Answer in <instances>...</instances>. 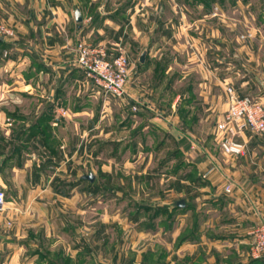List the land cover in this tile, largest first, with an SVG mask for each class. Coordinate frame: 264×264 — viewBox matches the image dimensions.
Listing matches in <instances>:
<instances>
[{
	"label": "rangeland",
	"instance_id": "obj_1",
	"mask_svg": "<svg viewBox=\"0 0 264 264\" xmlns=\"http://www.w3.org/2000/svg\"><path fill=\"white\" fill-rule=\"evenodd\" d=\"M44 1L40 9L27 4L19 10L61 16L67 33L81 25L82 37L91 32L88 42L102 43L113 54L124 52L139 94L132 100L96 86L97 157L83 152L79 161L67 152L66 166L42 169L43 180L34 177L21 191L13 184L4 187L0 264H161L172 252L176 231L183 229L177 241L187 239L186 233L202 225V211L217 218L224 210L219 202L236 190L233 184L231 194L225 191V184L233 183L230 177L213 175L231 156L220 148L216 124L228 107V85L264 99V0ZM1 10L0 20L7 23ZM145 48L149 53L141 63ZM159 83L167 89H154ZM171 97L178 98L173 110L158 103ZM167 112L176 124L171 130L160 117ZM127 113L129 119L144 115L147 127L121 131ZM177 145L185 151L175 150ZM54 172L67 179L62 201L51 195L57 188L47 178ZM90 172L94 180L80 179ZM182 199L185 207L178 206ZM32 240L37 245L28 246Z\"/></svg>",
	"mask_w": 264,
	"mask_h": 264
},
{
	"label": "crops",
	"instance_id": "obj_2",
	"mask_svg": "<svg viewBox=\"0 0 264 264\" xmlns=\"http://www.w3.org/2000/svg\"><path fill=\"white\" fill-rule=\"evenodd\" d=\"M27 4L40 9L46 2L0 0V9L6 13L7 24L17 28L11 39H5L6 47L0 46V187L7 188L13 184L19 191L22 184L33 182L34 177L43 180L42 169L58 167V164L66 166L67 152L72 156L77 154L79 161L84 156L83 152L95 159L99 142L97 87L76 61L77 42L80 39L90 41L91 32L82 37L83 27L80 25L77 32L67 33L60 21L61 16L50 18L47 13L42 17L39 12L36 16H27L19 10ZM42 18L46 21H37ZM200 19L204 34L203 19ZM193 39L196 38L189 37L191 43ZM4 49H8L6 57L2 56ZM133 83L128 81L126 95L137 100L139 93ZM160 83L154 89L166 90ZM165 99L159 98L158 103L173 110L178 98L173 100L171 97L168 102ZM128 113L120 119L121 131L132 132L137 128L140 132L147 127L144 115L137 113V117L129 119ZM160 117L171 125L168 127L170 130L176 126L168 112ZM159 128L163 130L162 123ZM176 136L180 139L182 134L177 133ZM124 139L122 137L121 140ZM240 139L247 141L246 152L230 156L228 161L216 165L219 168L213 172L218 178L230 177L236 185L233 196L219 202L224 210L218 211L217 218L206 214L210 210H203L202 225L194 234L186 233L188 237L184 241H177L183 229L176 231L170 246L172 252L161 260V264H264V257L253 258L250 251L253 228L264 217V134H253L247 130ZM129 144L127 141L123 148L128 149ZM175 150L181 152L185 148L177 145ZM187 151L193 150L189 148ZM211 168L207 175L215 167ZM64 176V173L54 172L47 178L51 184H56L57 189L53 187L54 193L51 194L55 200L65 199L67 179ZM34 197L28 194L29 200ZM2 210L3 206L0 213ZM186 227L189 228L188 225ZM46 236H49L47 232ZM32 243L37 245L32 240L28 246Z\"/></svg>",
	"mask_w": 264,
	"mask_h": 264
},
{
	"label": "built area",
	"instance_id": "obj_3",
	"mask_svg": "<svg viewBox=\"0 0 264 264\" xmlns=\"http://www.w3.org/2000/svg\"><path fill=\"white\" fill-rule=\"evenodd\" d=\"M15 35L13 27L0 20V39H11ZM77 64L84 69L105 93L119 97L127 94L129 81V59L124 52L113 54L102 43H92L80 39L76 45ZM5 55L8 51L5 50ZM228 107L217 121V135L221 150L226 155H242L246 152L247 141L240 139L247 130L253 134H264V100L252 94H240L232 86H227ZM225 191L233 192V183L225 184ZM6 202V191L0 187V207ZM253 258L264 257V221L252 231Z\"/></svg>",
	"mask_w": 264,
	"mask_h": 264
},
{
	"label": "water",
	"instance_id": "obj_4",
	"mask_svg": "<svg viewBox=\"0 0 264 264\" xmlns=\"http://www.w3.org/2000/svg\"><path fill=\"white\" fill-rule=\"evenodd\" d=\"M75 17H76V20L79 21V22H81V21L83 20V14H82L81 8L78 7V8L75 10ZM147 52H148L147 49H144V50L142 51V53H141V55H140V57H139V60H140L141 62H144V60H145V58H146V55H147ZM82 177H83V178L90 179V180H94L95 177H96V175H95V173L90 172V173H84V174L82 175ZM178 206H179V207H185V200H183V199H182V200H179V201H178Z\"/></svg>",
	"mask_w": 264,
	"mask_h": 264
},
{
	"label": "trees",
	"instance_id": "obj_5",
	"mask_svg": "<svg viewBox=\"0 0 264 264\" xmlns=\"http://www.w3.org/2000/svg\"><path fill=\"white\" fill-rule=\"evenodd\" d=\"M6 45H7L6 40H5V39H0V46H2V48H5ZM80 179H84V178L80 177ZM183 237H184V236H183ZM183 237H182L181 240H184ZM52 264H54V263H52Z\"/></svg>",
	"mask_w": 264,
	"mask_h": 264
}]
</instances>
